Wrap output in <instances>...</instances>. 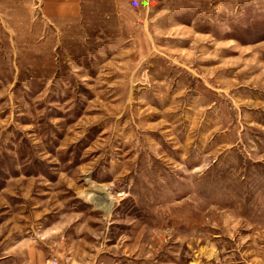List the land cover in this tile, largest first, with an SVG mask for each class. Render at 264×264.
Returning <instances> with one entry per match:
<instances>
[{
    "label": "rangeland",
    "instance_id": "1",
    "mask_svg": "<svg viewBox=\"0 0 264 264\" xmlns=\"http://www.w3.org/2000/svg\"><path fill=\"white\" fill-rule=\"evenodd\" d=\"M41 9L0 21V264H264V0Z\"/></svg>",
    "mask_w": 264,
    "mask_h": 264
},
{
    "label": "crops",
    "instance_id": "2",
    "mask_svg": "<svg viewBox=\"0 0 264 264\" xmlns=\"http://www.w3.org/2000/svg\"><path fill=\"white\" fill-rule=\"evenodd\" d=\"M42 9L38 21L50 26L71 25L79 20L84 0H40ZM35 0H0V21L8 24L12 21H26L28 11L34 13Z\"/></svg>",
    "mask_w": 264,
    "mask_h": 264
},
{
    "label": "bare ground",
    "instance_id": "3",
    "mask_svg": "<svg viewBox=\"0 0 264 264\" xmlns=\"http://www.w3.org/2000/svg\"><path fill=\"white\" fill-rule=\"evenodd\" d=\"M99 206H101L102 208H105V209H108V208L111 209L112 204L108 199H105V200L102 199V202L99 203Z\"/></svg>",
    "mask_w": 264,
    "mask_h": 264
},
{
    "label": "built area",
    "instance_id": "4",
    "mask_svg": "<svg viewBox=\"0 0 264 264\" xmlns=\"http://www.w3.org/2000/svg\"><path fill=\"white\" fill-rule=\"evenodd\" d=\"M36 1V8H41V2L40 0H35Z\"/></svg>",
    "mask_w": 264,
    "mask_h": 264
}]
</instances>
